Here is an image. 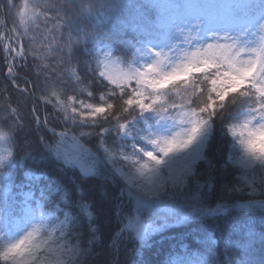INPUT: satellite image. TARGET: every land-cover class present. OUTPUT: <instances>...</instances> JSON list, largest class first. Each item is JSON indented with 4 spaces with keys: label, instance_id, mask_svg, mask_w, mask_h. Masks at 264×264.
<instances>
[{
    "label": "snow or ice",
    "instance_id": "6c2138e0",
    "mask_svg": "<svg viewBox=\"0 0 264 264\" xmlns=\"http://www.w3.org/2000/svg\"><path fill=\"white\" fill-rule=\"evenodd\" d=\"M0 16L22 94L0 114V264H85L97 245L107 264H219L221 242L228 264H264V0H0Z\"/></svg>",
    "mask_w": 264,
    "mask_h": 264
},
{
    "label": "trees",
    "instance_id": "16d2710c",
    "mask_svg": "<svg viewBox=\"0 0 264 264\" xmlns=\"http://www.w3.org/2000/svg\"><path fill=\"white\" fill-rule=\"evenodd\" d=\"M4 17L0 16V19H3ZM9 23H11V16L8 17ZM27 75L26 72H21V76ZM17 83L19 84H23L22 80H17ZM7 88V93L4 92V89ZM22 99V94L17 91L13 86L11 81L7 78L6 74H5V67H4V60H3V53L2 51H0V106L2 107L1 109L3 111L7 110V105L11 106V107H17V101ZM7 104V105H6ZM13 105V106H12ZM21 109V106H20ZM22 116H27L22 114ZM94 142V141H93ZM213 151H216L218 149V145L217 144H213L212 146ZM234 215L237 216H241L242 214L240 213H235ZM103 220V216L101 217V225L102 227L105 228V224L102 223ZM223 221H216L215 224L216 226H219L220 224H222ZM196 225H190L189 227H195ZM107 230V229H105ZM262 229H258L257 231H261ZM189 231L188 227H184V226H174L173 228L166 230L164 234L169 233L170 235L172 234H177L180 235L182 233H186ZM218 236L220 235V233L217 234ZM155 239L157 241H160L159 243H157L155 245L154 249H148L145 252V256L146 258H150L153 261H163L167 258V251L162 252V249L166 246V244L171 240L170 238L166 239L165 237H160L159 235L155 236ZM235 239V237H234ZM166 243V244H165ZM184 243H186L190 248L194 247V251H200L202 250V246L198 247L195 246V239L192 237H188L187 239L184 240ZM165 244V245H164ZM239 250L236 249L235 247H233V249L231 250H225L224 244L223 242H221L218 245L217 248V253H218V261L219 264H228L229 261H235L236 259H238V256L234 255V252H238ZM104 255L106 258V260L104 261L103 264H107L108 261L113 259V256L111 254V251L104 247L103 245H97L94 250L92 251V254L90 256L85 257V264H94V262L96 261L97 258H99L100 256ZM116 259L118 260L119 264H123L124 260H125V256L123 254V252H121Z\"/></svg>",
    "mask_w": 264,
    "mask_h": 264
},
{
    "label": "rangeland",
    "instance_id": "374dc122",
    "mask_svg": "<svg viewBox=\"0 0 264 264\" xmlns=\"http://www.w3.org/2000/svg\"><path fill=\"white\" fill-rule=\"evenodd\" d=\"M2 107L0 106V114H6L5 111H3L1 109ZM28 109L29 106L27 104H21V111L27 115L28 113ZM27 130V129H26ZM23 136V133H21V137ZM30 139L33 141V143H35L36 137L35 136H31ZM7 145L4 142H0V147H6ZM20 155H22V153H20ZM19 158V157H18ZM102 223L105 224V229H107V220L103 217ZM106 257L104 255L100 256L99 258L96 259V261L94 262V264H103Z\"/></svg>",
    "mask_w": 264,
    "mask_h": 264
}]
</instances>
